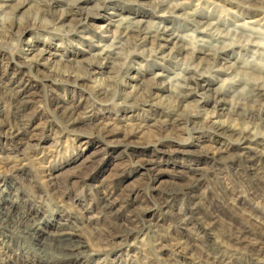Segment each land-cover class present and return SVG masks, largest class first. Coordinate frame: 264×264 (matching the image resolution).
I'll use <instances>...</instances> for the list:
<instances>
[{
  "label": "rangeland",
  "instance_id": "obj_1",
  "mask_svg": "<svg viewBox=\"0 0 264 264\" xmlns=\"http://www.w3.org/2000/svg\"><path fill=\"white\" fill-rule=\"evenodd\" d=\"M19 1L0 8V204L38 234L0 222V264H264V98L250 89L264 65L253 49L218 50L212 65L213 46L198 39L209 55L196 49L194 62L212 67L178 102L169 83L185 54L174 56V35L188 32L182 12L155 14L154 0H58L50 12L64 20L46 25L34 20L43 0ZM200 1L203 22L208 9L230 27L242 9L264 19L263 0H210L228 13ZM161 17L158 37L110 42L119 18L143 29ZM216 94L217 117L203 102ZM258 103L259 117L243 116ZM67 233L81 242L75 260L47 246Z\"/></svg>",
  "mask_w": 264,
  "mask_h": 264
},
{
  "label": "bare ground",
  "instance_id": "obj_2",
  "mask_svg": "<svg viewBox=\"0 0 264 264\" xmlns=\"http://www.w3.org/2000/svg\"><path fill=\"white\" fill-rule=\"evenodd\" d=\"M64 1L66 2L67 0H64ZM80 1L83 2V0H68V2H70L72 5H75V6L78 3H80ZM12 2H18V4L24 3L23 1H19V0H0L1 10H3V8H2L3 6L6 8L9 7L12 4ZM200 2H201L200 0H197L196 4H194L190 7H187L185 4H182V2L179 0H173V1L172 0H154V2H153L154 3L153 13H155V14H157L158 12L162 13L163 15H165V13H169L175 19L174 15L180 16V14L178 12H182L183 16H181V17L183 18L182 19L183 23L181 26L183 27V29L185 31L189 32V33L187 32V33H183V34H179V35H174V36H176V39L181 42V46L174 56L179 57L181 54L185 53L183 58L179 57L181 62L177 65L178 71L175 70L176 72L174 75V81L169 83V84H171L170 90L173 91V94H175V96H177L178 102L185 101L186 100L185 96L188 92H192L194 95L195 91H193V90H198L197 88H200L203 86L199 83V81L196 79V77L198 76V74L202 75V73L205 71L209 72V69L212 67L211 65H203V64L194 62L195 58H197V56H195V54H194V51L196 49L201 48L200 51L202 50L201 51L202 53H207L205 50H203V46H199L198 44H196V41H198V39H201V41L207 42L206 40H204V38H207V40H209V42H207L206 45H208V47L213 46L212 51H211L212 52V55H211V57H212V63L211 64L212 65L214 64V59L219 56V55H217L218 50H221L222 53H225V51L228 52V50H229L228 48L231 46L230 50L232 51V53H234L235 52L234 49H235L236 45L238 46L237 49H240V48H244V49L249 48L250 50L253 49V53L255 54L256 58L259 59L258 62L261 65H264V19H263V17L262 18H260V17L256 18V15L251 13L253 10L248 11L247 9H242L239 14L233 16V19H234L233 22H235V20H237V21L239 20L240 21L239 24L233 23L234 25L232 27H230L229 26L230 22H228L226 19L221 18L222 14H220L216 17L214 15H212L211 19H209L210 11L208 9L205 12L206 14H203L201 17V19H204V22H203V21H200L198 19H195V14H194V13L198 12V10L196 12H195V10H196V8H200V6L198 7ZM43 3H44L45 8L43 10L37 12L38 13L37 17H35L36 19H34V20L39 21L40 23H45L46 25H48V24L49 25L50 24L51 25H54V24L60 25V23L64 20V17L63 16L58 17L54 13L50 12L51 7L53 5H56V3H59V1L58 0H43ZM203 3H205L204 7L205 6L207 7L208 3H210V5L212 4V6L214 8L217 7L220 10L223 8L220 11V13H225V12L228 13V11L229 12L231 11L230 8H225L223 5L222 6L218 5L217 3H215V1L205 0ZM202 9L204 10V8H202ZM210 10L216 11L217 9L214 10L213 8H211ZM245 14H248L247 19H244ZM158 19H159V24L155 25L154 22L148 23L143 29H140V26H139L140 23H138V25L133 28L131 26L130 22L124 23L126 18H119L120 22L118 20L119 23L116 26V31L113 33L110 42H112V41L121 42V39L125 38L128 33H135V34H137V36H138V32H143L144 35L152 33V37H158V34H160V33L163 34L164 31H166L168 28L163 23L166 19H163L162 17L158 18ZM6 20L8 21L10 19L7 17ZM4 21H5V19H4ZM9 23H10L9 28L18 26V30L21 29L18 32V34L22 33L24 27L21 24L17 25L11 21H9ZM219 24H221L222 26H219ZM119 26H122L123 29L119 28ZM127 26L130 27V31H128V32L125 31ZM196 32H199L201 34H196ZM228 33H230L231 35L227 37ZM214 35H218L219 36L218 38L220 40L218 39V41H216V39L215 40L211 39V38H215V37H213ZM126 39H128V36L126 37ZM141 44L145 45L147 43L143 42ZM112 45L113 44L111 43L110 46L112 47ZM107 46L109 47V45H107ZM161 46H162L161 43H153L152 42V43H150L148 50L150 53H152V52L156 53L158 50H159V53H161ZM133 47H134V49L139 48L135 44H133ZM122 48H123V46L121 47V49ZM101 53H104V50H102ZM130 53H131L130 51L126 53L127 55L124 58V62L122 64V66H126V61L130 58V56H129ZM107 55H109V53ZM125 59H127V60H125ZM95 63H96L95 61L89 63L87 65L86 70L88 71L90 69H93L92 65ZM251 63H252V61H251ZM214 65H216V64H214ZM233 65H235V64H233ZM248 65H247V67L250 68ZM261 65H260V67H261ZM251 67H253V66L251 65ZM253 68H255V67H253ZM260 70H262V69H260ZM246 71H244V72H246ZM252 71H254V70H252ZM252 71H251V73H252ZM189 73H191V74L188 75ZM229 73H230V71L228 72V74ZM259 73L257 76L256 75L252 76L253 74H251V75L249 74L251 76V78L254 79V80H252L254 82H251L252 85L250 84L252 87V88L250 87V89H253V91H254V89H256L255 91L257 92V97L262 96L264 98V76L259 75ZM263 73H264V71H263ZM244 78L246 79V77H244ZM259 79H261V83H258L260 81ZM257 80H259V81L256 82ZM234 81H235V79H234ZM247 82L249 83L248 80H247ZM247 82H245V83H247ZM238 83H240V82H238ZM242 83L244 84V81ZM245 85H247V84H245ZM243 87H244V85H243ZM260 94H261V96H260ZM252 95H253V93H252ZM254 95H255V93H254ZM257 97L255 99H258ZM208 98H210V97H208ZM204 101H208L211 103V105L213 107V116L216 115L215 117H217V115L218 116L223 115L222 112L218 113V111H216L217 108H220V110L222 111V108L224 107V106L222 107L223 99L221 96L219 97V95L216 94L214 97L212 96L210 99L203 100V102ZM258 105H259V108L255 107V109H254V111L256 110V112L253 111V106H252L251 110L249 109L250 112L243 114V116H247V117H250L252 119V116L253 115L255 116V114H257L256 116L259 117V114L261 112V104L258 103ZM231 110H233V109L232 108L228 109V114L231 112ZM213 123L216 124L218 128L220 127L221 130L222 129L223 130H229L232 133H235L236 135L238 132L242 133L243 131L249 130V129H246L247 126H243L242 124L227 125V124L222 123V121H219V119H216ZM240 137H242V136H240ZM8 205L2 206L0 204V222H8L9 221L10 224L12 223V224H17V225H22L27 233L38 234V231L35 227V225H36L35 220L30 221L27 219V217L14 215L13 212L11 211V209L8 207ZM50 240H52V241L47 246H49L51 249H54L59 254L62 253L63 256L60 254L62 257L66 258L69 261L79 258L78 254L81 253V249H80L79 244L81 242L73 240V238L70 236V234H68V233L63 234V235L55 234V236H52ZM54 242H55V244H53ZM42 244H44V243H42Z\"/></svg>",
  "mask_w": 264,
  "mask_h": 264
}]
</instances>
